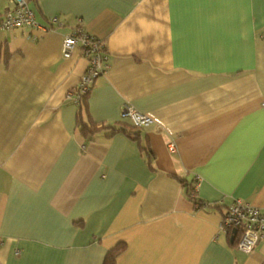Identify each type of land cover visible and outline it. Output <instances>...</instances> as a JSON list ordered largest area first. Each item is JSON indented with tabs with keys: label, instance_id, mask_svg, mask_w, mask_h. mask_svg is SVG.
Listing matches in <instances>:
<instances>
[{
	"label": "crops",
	"instance_id": "0c3cea01",
	"mask_svg": "<svg viewBox=\"0 0 264 264\" xmlns=\"http://www.w3.org/2000/svg\"><path fill=\"white\" fill-rule=\"evenodd\" d=\"M28 2L41 28L0 29V264H104L120 243L116 264H264L222 227L237 199L264 207V0ZM78 25L109 64L91 118L132 125L128 103L154 120L138 139L76 133Z\"/></svg>",
	"mask_w": 264,
	"mask_h": 264
},
{
	"label": "built area",
	"instance_id": "2783aa9c",
	"mask_svg": "<svg viewBox=\"0 0 264 264\" xmlns=\"http://www.w3.org/2000/svg\"><path fill=\"white\" fill-rule=\"evenodd\" d=\"M10 3L12 7L0 19L1 30L21 26L41 28L28 0H10ZM57 22H59L58 17L50 19L51 24ZM77 48H81L88 58V66L78 85L82 90H88L100 75L107 73L109 68L107 55L101 41L87 32L81 25L64 35L61 50L63 57L73 56ZM122 115L127 117L132 125L141 128L154 122L150 115L128 103L124 105ZM174 148L175 145L172 143L170 149L174 150ZM195 181L197 190L198 179L196 178ZM205 205H207L206 202H204ZM222 227L232 234L233 230L236 229L234 241H236L237 248L246 253L252 252L259 244L264 243V207H258L242 199H237L224 212Z\"/></svg>",
	"mask_w": 264,
	"mask_h": 264
},
{
	"label": "trees",
	"instance_id": "16d2710c",
	"mask_svg": "<svg viewBox=\"0 0 264 264\" xmlns=\"http://www.w3.org/2000/svg\"><path fill=\"white\" fill-rule=\"evenodd\" d=\"M83 55L86 53L83 52ZM96 82H93L88 90H82L79 85H76L72 90V95L74 96L77 103V114H76V133L82 138L84 144L86 141H90L93 139V136L104 130L110 129L108 134H114L117 132H124L131 138L138 139L140 128L134 125H130L125 122H119L117 125H110L106 123H98L93 118H91L89 112V97L92 89L94 88ZM79 84V83H78ZM144 149H148V146H145ZM196 181L194 179V183H188L185 179L183 180V184L187 188V192L189 194L190 199L197 204V206H204V200L198 197L196 194ZM208 206L216 207L218 204L212 205L208 204ZM230 206V205H229ZM228 206V207H229ZM227 207V208H228ZM236 244V241L233 242ZM125 249V244L120 243L116 247H113L109 250L104 264H116V259L118 255L123 252Z\"/></svg>",
	"mask_w": 264,
	"mask_h": 264
},
{
	"label": "water",
	"instance_id": "95a60500",
	"mask_svg": "<svg viewBox=\"0 0 264 264\" xmlns=\"http://www.w3.org/2000/svg\"><path fill=\"white\" fill-rule=\"evenodd\" d=\"M235 234H236V229L233 230V234H232V236H231V241H232V242L234 241Z\"/></svg>",
	"mask_w": 264,
	"mask_h": 264
}]
</instances>
